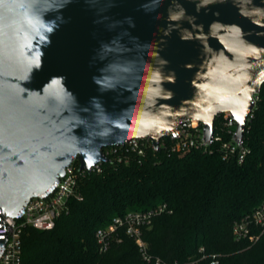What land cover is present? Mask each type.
<instances>
[{
  "label": "water",
  "instance_id": "1",
  "mask_svg": "<svg viewBox=\"0 0 264 264\" xmlns=\"http://www.w3.org/2000/svg\"><path fill=\"white\" fill-rule=\"evenodd\" d=\"M263 85L264 0H0V209L187 121L241 141Z\"/></svg>",
  "mask_w": 264,
  "mask_h": 264
},
{
  "label": "trees",
  "instance_id": "2",
  "mask_svg": "<svg viewBox=\"0 0 264 264\" xmlns=\"http://www.w3.org/2000/svg\"><path fill=\"white\" fill-rule=\"evenodd\" d=\"M245 142L249 154L241 164L217 148L212 155L149 149L128 165L107 163L102 173L83 176L82 200L70 202L54 230L25 228L23 264H147L123 231L121 243L100 254L96 232L116 217L163 204L172 213L144 229L151 257L163 264H211L214 256L218 264H264V241L250 246L232 232L264 202V85Z\"/></svg>",
  "mask_w": 264,
  "mask_h": 264
},
{
  "label": "built area",
  "instance_id": "3",
  "mask_svg": "<svg viewBox=\"0 0 264 264\" xmlns=\"http://www.w3.org/2000/svg\"><path fill=\"white\" fill-rule=\"evenodd\" d=\"M259 102V95H254V108ZM252 115V114H251ZM250 115V116H251ZM248 117L247 124L250 120ZM239 141L237 131L240 123L229 113L216 117L211 139L206 137V124L199 121H187L181 123L178 128L177 137L171 135L160 143V150L164 149L170 154H186L194 150H201L212 155L216 148L225 160H237L240 164L244 162L249 154V148L245 142V135ZM149 149L154 150L150 141H126L121 147H109L103 149L105 162L95 164L91 172L82 171L74 163L66 170V174L48 193L32 199L24 208L23 215L19 220L6 215L0 209V241L4 242L0 252V264H23V232L25 228L31 227L38 231H52L58 220L69 213L72 200H82L80 193V181L85 175L100 174L107 163L130 164L134 157H145ZM155 151V150H154ZM76 161V160H75ZM74 161V162H75ZM172 211L166 204L159 205L150 210L132 212L123 217H116L105 228L96 232V241L100 254L107 253L114 243H121L120 232L134 241L147 264H163L159 258L149 255V247L144 240V229L152 226L154 220ZM233 236L239 242H246L254 246L264 241V202L251 214L236 221L233 225ZM202 249L200 252H203ZM211 264H218L215 260Z\"/></svg>",
  "mask_w": 264,
  "mask_h": 264
}]
</instances>
